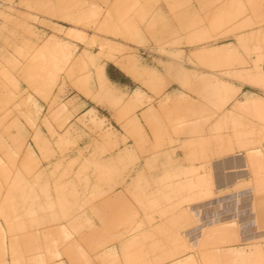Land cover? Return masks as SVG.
<instances>
[{"label":"rangeland","instance_id":"1","mask_svg":"<svg viewBox=\"0 0 264 264\" xmlns=\"http://www.w3.org/2000/svg\"><path fill=\"white\" fill-rule=\"evenodd\" d=\"M261 71L264 0H14L0 264H77L100 222H201L199 264H264ZM140 145L163 177L127 184Z\"/></svg>","mask_w":264,"mask_h":264},{"label":"crops","instance_id":"2","mask_svg":"<svg viewBox=\"0 0 264 264\" xmlns=\"http://www.w3.org/2000/svg\"><path fill=\"white\" fill-rule=\"evenodd\" d=\"M146 162V150L142 153L140 145L137 170L123 176L127 184L130 183L128 180L135 176L138 180L149 181H157L163 177L161 170L147 169ZM170 177L172 178V173ZM153 188L156 193L155 186ZM222 224L217 223L213 229L215 231L223 229H220ZM178 225L179 222H133L131 225H117L116 222H110L103 226L100 222L92 227L93 232L89 236L90 248L85 246L82 248L81 245L80 249L75 251L82 257L81 262L77 261V264H199L200 253H194L191 247L199 245L200 237L197 235L201 234L202 228L199 230L197 227L201 222L189 228L185 238L182 236L179 238L177 231H174ZM209 226L212 227L214 224ZM126 229H137V231L129 232ZM102 237L104 239H101ZM77 258L75 256L74 259Z\"/></svg>","mask_w":264,"mask_h":264},{"label":"built area","instance_id":"3","mask_svg":"<svg viewBox=\"0 0 264 264\" xmlns=\"http://www.w3.org/2000/svg\"><path fill=\"white\" fill-rule=\"evenodd\" d=\"M13 1L14 0H0V20L2 12L13 8Z\"/></svg>","mask_w":264,"mask_h":264},{"label":"bare ground","instance_id":"4","mask_svg":"<svg viewBox=\"0 0 264 264\" xmlns=\"http://www.w3.org/2000/svg\"><path fill=\"white\" fill-rule=\"evenodd\" d=\"M261 68V67H260ZM262 72V71H261ZM262 73H264V72H262ZM97 79H99V81H103V78H104V75H103V73L101 72V70L100 71H98L97 72Z\"/></svg>","mask_w":264,"mask_h":264}]
</instances>
